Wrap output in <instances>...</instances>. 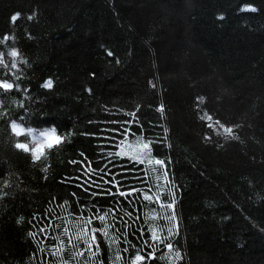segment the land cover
Here are the masks:
<instances>
[{
	"label": "trees",
	"instance_id": "trees-1",
	"mask_svg": "<svg viewBox=\"0 0 264 264\" xmlns=\"http://www.w3.org/2000/svg\"><path fill=\"white\" fill-rule=\"evenodd\" d=\"M0 40V264H264V0H0Z\"/></svg>",
	"mask_w": 264,
	"mask_h": 264
},
{
	"label": "snow or ice",
	"instance_id": "snow-or-ice-1",
	"mask_svg": "<svg viewBox=\"0 0 264 264\" xmlns=\"http://www.w3.org/2000/svg\"><path fill=\"white\" fill-rule=\"evenodd\" d=\"M251 10H255V9H251ZM18 18V16H13L12 20L13 22H15V20ZM29 19H31V17H29ZM6 38H4L5 40ZM14 39V38H13ZM4 40H0V43H3ZM12 55H17V53L15 52V50L13 51ZM14 86V82H10V81H5L3 79H0V89H3L4 91L7 90H11ZM44 88H51L52 87V81L49 80L46 83L43 84ZM161 111L163 110L162 107L160 109ZM209 119H211L209 117ZM23 121L21 118V123L19 125H22ZM18 124L15 123V121H12L10 123V128H11V132L15 134V136H20V135H25L26 140L25 142L21 143V142H16L14 144V146L18 149H22L24 151H30L29 148V144L33 145V149H31L34 152V158L35 159H39V155H35V152H39L40 155H44V147H48L51 148L53 146L54 143H59L60 141H62L63 137L57 136L56 135V129L55 127H52L51 130L45 129V130H40L37 131L35 129H33L32 127H28L27 130H25V128L19 127ZM223 127V126H221ZM224 131L226 133H231L232 129L231 128H225ZM30 138V139H29ZM43 138V139H41ZM145 147H147V145H145ZM156 163L159 164H163L162 161H156ZM45 171H47V169H45ZM146 199H150V197H145ZM168 207H171V205H168ZM99 219L103 220L104 217H99ZM170 219H174V216L171 217ZM88 223H91V220L88 221ZM95 232V230H93V233ZM169 232H171V229H169ZM104 235H107L106 232H104ZM152 238L155 239H159V237L157 236V233L155 231V229H153L152 231ZM91 239L94 241L95 240V236L93 234V236L91 237ZM62 243V242H61ZM168 248L171 249V245H168ZM177 256H179V253H177ZM143 259V257L137 255L135 257L136 261H141Z\"/></svg>",
	"mask_w": 264,
	"mask_h": 264
},
{
	"label": "rangeland",
	"instance_id": "rangeland-1",
	"mask_svg": "<svg viewBox=\"0 0 264 264\" xmlns=\"http://www.w3.org/2000/svg\"><path fill=\"white\" fill-rule=\"evenodd\" d=\"M121 154L141 160L143 156H146L147 152L145 145H139L133 141H129L121 148Z\"/></svg>",
	"mask_w": 264,
	"mask_h": 264
},
{
	"label": "clouds",
	"instance_id": "clouds-1",
	"mask_svg": "<svg viewBox=\"0 0 264 264\" xmlns=\"http://www.w3.org/2000/svg\"><path fill=\"white\" fill-rule=\"evenodd\" d=\"M18 15V14H17ZM7 40L8 37H5ZM15 50V52L17 53V55H12L13 51ZM8 55L9 57L12 58V64H11V68H16L17 67V63H16V58L18 57L19 55V52L17 49H10L9 52H8ZM26 62V61H25ZM0 66H3L4 68H8V64L6 63V61L4 60V53L3 52H0ZM43 87V85H42ZM16 124H18L17 122H15ZM19 125V124H18ZM19 127H22V128H25L23 125H19ZM34 129V128H33ZM25 130H27V128H25Z\"/></svg>",
	"mask_w": 264,
	"mask_h": 264
}]
</instances>
